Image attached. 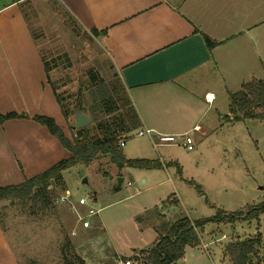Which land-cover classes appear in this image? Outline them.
<instances>
[{"label": "rangeland", "instance_id": "obj_1", "mask_svg": "<svg viewBox=\"0 0 264 264\" xmlns=\"http://www.w3.org/2000/svg\"><path fill=\"white\" fill-rule=\"evenodd\" d=\"M32 1V12L27 7L24 13L47 64L49 84L65 110L62 125L67 138H74V113L79 109L90 118L85 126L90 136L98 138L107 128L119 131L124 136L125 146L121 150L126 159L158 160L166 169H118L108 155H101L87 166L66 169L62 184L49 187L48 200L1 202L0 227L18 264H80V259L86 264H116L149 248L156 236L179 218L210 217L217 208L245 211L248 205L264 201V120L226 118L229 91L226 93L218 84L214 92L216 101L202 126L205 133L189 134L191 150L181 140L166 139L169 142L161 143L160 135L154 133L151 137L138 136L137 132L144 129L138 124L120 132V122H126L129 106L100 39L79 28L57 0ZM256 17L257 23L264 19V4L257 6ZM249 32L244 69L227 75L225 83L230 93L240 88V81H249L250 75L264 80V23ZM256 39L257 67L250 57ZM13 92L0 96L1 114H28L27 118L33 121L36 108L50 113L45 102H32L23 86ZM27 118L0 122V132L20 136L17 145L25 141L27 156L16 157L23 163L25 173L32 175L40 172L41 167L49 168L62 156L45 143L41 145L49 150L47 153L32 151L37 150L31 146L37 135L33 132L35 125L23 120ZM50 138L58 146L55 138ZM14 151L18 152V148ZM5 163L0 157L1 186L15 182L11 174L7 177L9 169ZM118 177L123 182L116 188ZM189 180L199 185L202 193L188 184ZM80 198L86 200L85 205L78 204ZM87 208L97 213L89 217L90 227L83 229L80 219ZM257 232L264 264V214L258 220L206 224L204 231H198L201 242L186 247L177 264H231L223 254V246ZM259 261L260 257L257 261L252 257L251 264Z\"/></svg>", "mask_w": 264, "mask_h": 264}, {"label": "crops", "instance_id": "obj_2", "mask_svg": "<svg viewBox=\"0 0 264 264\" xmlns=\"http://www.w3.org/2000/svg\"><path fill=\"white\" fill-rule=\"evenodd\" d=\"M57 1L79 28L90 34L91 29L106 30L104 35L92 36L100 39L139 125L162 136L205 133L202 126L216 101L215 87L219 84L230 94L225 83L227 75L244 69L249 31L264 23V19L257 23L256 17L257 6L264 4V0ZM32 2L0 0V96L14 94L17 87L23 86L32 102H45L49 107V114L40 108H36V113L52 117L67 136L61 109L47 82L45 64L24 13L27 7L32 12ZM203 34L215 43L214 47L206 46ZM251 46L250 57L257 67V39ZM250 78L257 79L253 75ZM207 93L213 96L210 102L205 99ZM23 120L35 125L37 141L31 146L37 150L33 152L47 153L49 150L41 145L45 143L62 156L57 161L69 157L56 139L58 146L54 144L45 127L30 118ZM17 139L21 137L0 132V157L9 169L7 177H15L10 184H18L47 167L32 175L25 173L23 163L16 157L27 156L25 141L17 145ZM161 168L166 166L162 164ZM0 264H18L1 227Z\"/></svg>", "mask_w": 264, "mask_h": 264}, {"label": "trees", "instance_id": "obj_3", "mask_svg": "<svg viewBox=\"0 0 264 264\" xmlns=\"http://www.w3.org/2000/svg\"><path fill=\"white\" fill-rule=\"evenodd\" d=\"M90 32L93 36L106 34V30L97 31L96 29H91ZM203 39L209 49L215 46V43L208 36L203 34ZM44 64L46 79L49 83L47 64L46 62ZM119 85L122 88L120 81ZM122 89L125 93L124 88ZM53 93L63 117L66 118L65 110L54 88ZM126 101L129 106V111L126 112L127 117L125 120L127 119L128 121L120 122V132L128 131L129 126L134 127L137 124L139 125L138 116L127 96ZM105 102L109 103V101ZM107 107L109 108L110 106ZM230 116L235 121L244 119L264 120V80L253 78L242 83L237 91L229 94V114L226 115V118L229 119ZM22 117L27 118L28 116L16 112L0 113V122ZM31 119L44 126L49 134L58 141L61 147L69 152V157L57 161L46 170L30 178H25L18 184L0 186V203L4 201L33 200V198L48 200L49 187L54 184H62V173L66 169L75 165L87 166L92 160L101 155H108L111 162L118 169H122L123 167L158 169L162 166V163L158 160L126 159L119 145L120 138H122L121 133H118L119 131L116 132L107 128L102 136L93 138L90 136L88 128L83 127L76 129L74 138L69 139L52 117L36 114ZM127 122H130L129 125ZM187 183L193 185L199 193H202L199 185L194 184L191 180L187 181ZM205 201H208L207 198H205ZM261 214H264V201L258 204L248 205L245 211L237 210L227 212L226 210L217 208L215 213L210 217L195 220L188 217L179 218L169 224L164 229V232L157 236L149 248L140 250L141 264L177 263L183 258L186 247H194L200 243L198 231H202L206 224H233L237 221L258 220ZM1 229L3 230L2 227ZM260 242V234L257 232L252 237L228 242L223 246V254L229 259L231 264H251L252 257L256 258V261L257 257H260L259 264H261L262 258L259 255L258 249ZM80 264L86 263L80 259Z\"/></svg>", "mask_w": 264, "mask_h": 264}, {"label": "built area", "instance_id": "obj_4", "mask_svg": "<svg viewBox=\"0 0 264 264\" xmlns=\"http://www.w3.org/2000/svg\"><path fill=\"white\" fill-rule=\"evenodd\" d=\"M212 97H213L212 94H209V93L205 94V99L207 101H209V102L212 100ZM196 128L197 127H194V129H196ZM151 133H152L151 129L145 128V129L139 130L137 132V135L138 136L147 135V136L150 137ZM159 137H160V140L162 141L161 143L166 142L167 141L166 139H174V140H177V141L181 140V144L187 150H191L193 148V146H192V138L190 137L189 132H184L182 134H178V135H174V136H162V135H160ZM123 138H124V136H123ZM123 138H121V140L119 142L120 147H122L124 145ZM167 142H169V141H167ZM78 204L79 205H85L86 204V200L83 199V198H80L78 200ZM96 213L97 212H95L92 208H87L85 215L80 219L81 220V225H82L83 228L90 227L91 222L89 220V217L92 216V215H95ZM222 238H224V235H222ZM203 247L205 248L206 245L203 244ZM141 260L142 259L140 257V254H134L133 256H131V258H127V259H124V260H121V259L118 260L116 262V264H141Z\"/></svg>", "mask_w": 264, "mask_h": 264}, {"label": "water", "instance_id": "obj_5", "mask_svg": "<svg viewBox=\"0 0 264 264\" xmlns=\"http://www.w3.org/2000/svg\"><path fill=\"white\" fill-rule=\"evenodd\" d=\"M89 122H90V118H89V116L87 114L83 113L79 109L75 110V113H74V127L76 129L83 128V127L87 126V124H89ZM83 182H86V179H83ZM122 182H123V178L122 177H118L117 178L116 188H118L121 185ZM174 264H177V263H174Z\"/></svg>", "mask_w": 264, "mask_h": 264}]
</instances>
